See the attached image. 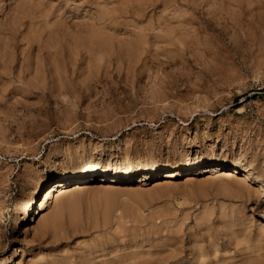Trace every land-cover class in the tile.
Masks as SVG:
<instances>
[{
  "label": "rangeland",
  "instance_id": "obj_1",
  "mask_svg": "<svg viewBox=\"0 0 264 264\" xmlns=\"http://www.w3.org/2000/svg\"><path fill=\"white\" fill-rule=\"evenodd\" d=\"M259 185L264 0H0V264H264Z\"/></svg>",
  "mask_w": 264,
  "mask_h": 264
},
{
  "label": "bare ground",
  "instance_id": "obj_2",
  "mask_svg": "<svg viewBox=\"0 0 264 264\" xmlns=\"http://www.w3.org/2000/svg\"><path fill=\"white\" fill-rule=\"evenodd\" d=\"M140 41V42H139ZM138 41V44L137 47H132V45L130 47L132 48H129L130 50L128 51V48L126 49L127 52L125 56H127L128 58V70H127V73L129 74V72H133V67L136 66L140 61H142V58L143 56L145 55L147 48L144 46L145 44L143 43L142 40H139ZM142 42V43H141ZM147 44V43H146ZM134 46V45H133ZM136 46V44H135ZM106 74H108L107 72H105ZM88 91V90H87ZM162 101H165V100H162ZM161 101V102H162ZM134 158V157H133ZM205 161L202 160V159H197L195 161H191L189 163H187L186 165H182L178 168H180V171L181 170H186V171H189V170H193L195 169L196 167L204 164L205 165ZM217 167H220V166H226L224 164H218L216 165ZM229 166V165H228ZM139 167H143V168H149L151 167L150 165H147L145 164L144 162H142V160H135V159H127L126 161H123L121 163H111L109 161L107 162H99V163H95L90 169L87 170V173H86V176L87 178H93V177H97L99 176V174L101 173L102 170H105V169H114L115 171H118V172H124V173H132L133 171H135V168H139ZM230 167L232 168H236L237 165L236 164H230ZM140 168V169H141ZM153 168V167H152ZM227 168V167H226ZM178 169L172 171L169 173V178H176L177 176H179V173H177ZM104 172V171H103ZM106 172V171H105ZM184 172V171H183ZM214 172H218V170H214ZM228 174L230 175L231 173L228 172ZM167 175V174H166ZM228 175V176H229ZM251 173H246L245 176H246V179H249ZM227 176V177H228ZM85 173L84 175L83 174H74V175H70V176H64L62 177L61 179H59L58 181H56L55 183H53L51 186H49L45 191H43V195L42 197L38 200V203L36 204V209H37V205H38V211L41 213V212H44L46 210V208L48 207L49 204H52L53 205V201L55 199V201H57L59 198V196L63 195V194H66L68 192V185L73 181V180H77V182L79 180H82V179H85ZM246 179H242L243 181ZM91 180V179H90ZM96 181V180H95ZM73 185V184H72ZM89 185V184H88ZM245 185V184H244ZM77 185H75L74 187H76ZM91 187V186H90ZM77 188H81V187H77ZM260 190H264V187L262 185H259L258 187ZM83 189V188H82ZM80 190V189H79ZM78 190V191H79ZM72 191V190H70ZM74 192V191H73ZM72 192V193H73ZM255 192V191H254ZM39 193V192H38ZM76 193V192H74ZM250 193V191H249ZM73 195V194H72ZM39 196V195H38ZM67 196V195H66ZM70 196V195H69ZM62 197V196H61ZM58 198V199H57ZM68 198V197H67ZM63 200V199H62ZM66 200V199H65ZM61 201V200H60ZM58 200V202H60ZM64 202V201H63ZM55 204V203H54ZM57 204V203H56ZM31 210H32V214H31ZM33 212L34 210L31 209V207L27 208L26 211H25V215H24V218L22 219V223L26 222L28 220V222H30L32 220V217H33ZM57 214H55L56 216ZM53 216V215H52ZM50 218V217H49ZM56 219V218H55ZM43 222V220H41ZM53 221V220H52ZM56 221V220H55ZM48 223L52 224V222H49L47 220ZM46 221H44L43 223H40L38 224L37 228L38 229H42L43 231V228H45L46 226ZM49 224V225H50ZM53 227V226H52ZM25 229V228H24ZM38 229L36 231H38ZM39 230V231H40ZM45 231V230H44ZM41 232V231H40ZM24 233H26L24 231ZM37 233V232H36Z\"/></svg>",
  "mask_w": 264,
  "mask_h": 264
}]
</instances>
